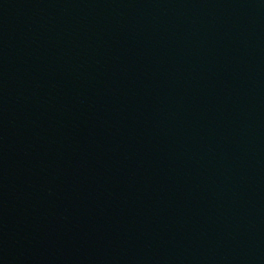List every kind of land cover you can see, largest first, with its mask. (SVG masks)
Masks as SVG:
<instances>
[{
    "label": "water",
    "instance_id": "95a60500",
    "mask_svg": "<svg viewBox=\"0 0 264 264\" xmlns=\"http://www.w3.org/2000/svg\"><path fill=\"white\" fill-rule=\"evenodd\" d=\"M0 264H264V0H0Z\"/></svg>",
    "mask_w": 264,
    "mask_h": 264
}]
</instances>
